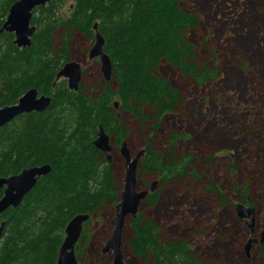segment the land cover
<instances>
[{"label":"trees","instance_id":"1","mask_svg":"<svg viewBox=\"0 0 264 264\" xmlns=\"http://www.w3.org/2000/svg\"><path fill=\"white\" fill-rule=\"evenodd\" d=\"M17 1L0 2V30ZM189 2L49 0L33 12L31 25L36 33L29 47L18 48L11 33L1 35L0 109L17 104L30 90L51 98V105L0 128V178L45 165L51 167V173L38 181L18 209L0 216V224H6L0 264H58L67 225L77 215H88L75 248L78 264H87L92 219L120 202L122 188L113 164L94 146L100 127L110 138L112 152L120 153L122 144L127 145L129 132L117 116L118 110L153 130L145 139L138 182L154 177L166 185L198 177L188 172L194 167L192 157L166 159L156 150L153 135L166 116L182 113L183 94L162 74L163 66L200 86L221 78L217 64L199 59L192 34L200 30L201 16L186 9ZM68 3L67 15L63 8ZM95 24L105 40L104 52L111 59L112 79L106 82L100 76L97 89L89 91L81 82L78 92L70 91L67 81L56 82V77L73 61L74 34L94 42ZM259 29H264L263 20ZM239 30L245 38L251 30L252 34L257 32L259 44L264 45L263 34L253 25ZM179 138L171 136L170 147L174 148ZM211 189L213 192L216 187ZM241 192L239 203L255 208L248 185L241 187ZM3 194L0 189V200ZM159 198L160 192H155L143 203L151 209ZM221 204H227L224 197ZM143 215L139 211L136 219H129L131 237L126 245L133 258L147 264H216L206 263L186 241L166 239L156 220Z\"/></svg>","mask_w":264,"mask_h":264},{"label":"rangeland","instance_id":"2","mask_svg":"<svg viewBox=\"0 0 264 264\" xmlns=\"http://www.w3.org/2000/svg\"><path fill=\"white\" fill-rule=\"evenodd\" d=\"M70 6L63 8L67 15ZM263 7L264 0H190L186 9L201 16L200 30L192 34V42L200 61L217 64L221 78L200 86L166 66L161 69L183 94V104L182 113L166 116L152 133L156 150L166 159L192 157L194 167L188 172L198 177L166 185L154 177L143 179L138 189H149L158 182L160 198L151 209L142 203L140 211L156 220L166 239L186 241L206 263L264 264V45L259 44L257 32L251 30L245 38L239 30L251 25L258 30V23L264 22ZM258 31L264 37V29ZM93 45L86 36L74 34L72 62L82 65L81 82L89 91L97 89L103 76L98 59L85 57ZM112 85L116 87L114 81ZM117 116L127 126L126 142L134 158L153 130L125 112L118 110ZM173 135L180 137L174 148L168 143ZM111 162L123 189L126 168L119 151L111 153ZM245 185L255 205L253 228L236 213ZM213 186L216 190L212 192ZM223 197L225 205L221 204ZM116 213V207L110 206L92 219L87 264H112V253L104 254L103 249L112 235ZM130 237L128 220L121 240L123 264H147L131 256L126 245ZM252 239L257 242L247 251Z\"/></svg>","mask_w":264,"mask_h":264},{"label":"water","instance_id":"3","mask_svg":"<svg viewBox=\"0 0 264 264\" xmlns=\"http://www.w3.org/2000/svg\"><path fill=\"white\" fill-rule=\"evenodd\" d=\"M49 0H19L14 3L10 9L6 21L0 30V37L3 33H11L15 36L14 44L20 48H27L31 45V39L36 33V27L31 25L33 12L44 5ZM95 41L88 53L90 60L98 59L101 72L106 80L112 79L111 59L104 52L105 40L98 32V25H94ZM67 81V87L70 91L78 92L82 81V69L79 63H67L58 73L56 82ZM51 105V99L38 97L36 90H30L19 99L17 104L0 109V128L11 123L16 117L22 114L33 112H43ZM118 105L115 104V108ZM94 145L111 161L112 147L110 138L102 127L99 128L97 139ZM121 156L125 163L126 173L124 185L120 194V202L116 207L117 213L113 219V232L110 239L105 243L104 254L112 253V264H123V255L121 251L122 234L125 225L129 219L138 217L141 204L151 195L157 192L158 182L151 184L149 189H138V166L144 155L142 150L133 158L126 143L122 145ZM51 173L49 165L33 167L22 171L20 174L0 178V189L4 190L0 200V216L9 209H18L25 197L34 189L38 181ZM236 213L239 219L253 228L255 224V210L243 204L236 206ZM89 220L88 215H77L66 227V237L59 252L58 264H78L75 255V248L82 235L84 224ZM5 223L0 224V241L5 232ZM253 230V229H252ZM257 242L249 240L246 250Z\"/></svg>","mask_w":264,"mask_h":264},{"label":"bare ground","instance_id":"4","mask_svg":"<svg viewBox=\"0 0 264 264\" xmlns=\"http://www.w3.org/2000/svg\"><path fill=\"white\" fill-rule=\"evenodd\" d=\"M80 66H81V69H82V65L80 64ZM100 70H101V67H100ZM102 73V72H101ZM82 74H83V69H82ZM103 75V74H102ZM104 77V76H103ZM105 79V78H104ZM46 98H48V97H46ZM115 104H117V103H115ZM115 104H114V106H115ZM118 105V104H117ZM118 108V107H117ZM117 108H115V109H117ZM22 115H24V114H22ZM19 116H21V115H19ZM18 116V117H19ZM17 118V117H16ZM124 144V143H123ZM122 144V145H123ZM95 146V145H94ZM96 147V146H95ZM122 148V147H121ZM128 148V147H127ZM99 150V149H98ZM120 153H121V149H120Z\"/></svg>","mask_w":264,"mask_h":264},{"label":"flooded vegetation","instance_id":"5","mask_svg":"<svg viewBox=\"0 0 264 264\" xmlns=\"http://www.w3.org/2000/svg\"><path fill=\"white\" fill-rule=\"evenodd\" d=\"M37 94H38V92H37ZM38 97H47V96H40L39 94H38ZM49 98V97H48ZM51 99V98H50ZM49 108V107H48ZM45 111V110H44ZM33 113H41V112H33ZM263 245H264V242H263Z\"/></svg>","mask_w":264,"mask_h":264}]
</instances>
